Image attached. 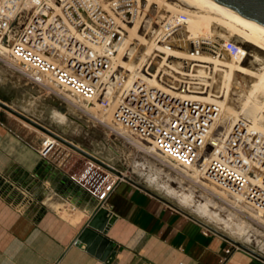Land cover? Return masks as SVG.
Here are the masks:
<instances>
[{"label":"built area","instance_id":"1","mask_svg":"<svg viewBox=\"0 0 264 264\" xmlns=\"http://www.w3.org/2000/svg\"><path fill=\"white\" fill-rule=\"evenodd\" d=\"M142 8L140 0H0V44L9 41V55L26 68L23 73L31 86L52 82L101 113L110 110L114 123L139 139H150L182 167H193L204 155L206 180L264 214V133L242 119L225 133L218 131L219 104L187 97L191 83L170 66L168 52L184 17L167 18L160 27L156 38L160 48L152 62L161 69L145 66L144 75L134 76L112 101L113 87L125 81L117 60L125 54L121 48L126 29L141 16ZM196 46L193 43L191 52L216 48L214 42ZM226 48L231 53L236 49L228 43ZM178 67L187 69L184 62ZM57 142L42 144L40 157L46 158ZM89 161L70 176L94 196L96 209L107 210L106 198L123 176L115 178L108 170L100 188L92 191L85 186L86 178L94 171L92 166H101ZM230 251L226 248L225 254Z\"/></svg>","mask_w":264,"mask_h":264},{"label":"crops","instance_id":"2","mask_svg":"<svg viewBox=\"0 0 264 264\" xmlns=\"http://www.w3.org/2000/svg\"><path fill=\"white\" fill-rule=\"evenodd\" d=\"M43 137L0 107V264H249L254 259L221 231L124 178L105 201L113 221L103 237L114 255L110 258L107 245L89 250L77 238L97 202L70 176L87 160L57 145L40 157ZM100 181L99 171H90L85 186L97 191Z\"/></svg>","mask_w":264,"mask_h":264},{"label":"bare ground","instance_id":"3","mask_svg":"<svg viewBox=\"0 0 264 264\" xmlns=\"http://www.w3.org/2000/svg\"><path fill=\"white\" fill-rule=\"evenodd\" d=\"M140 2L143 7L141 16L126 29L127 33L121 48V50L125 49V54L123 57H118L117 60V64L120 66L118 68L123 67L126 74L125 81L120 86L113 87L112 101L121 89L124 91L134 76L144 75L145 66L148 70H152L153 67L161 69V65L152 62L156 55L154 52L160 48L156 40L160 27L167 18L184 17L182 27L174 35L168 53L172 69L185 75V78L191 83L185 95L219 104L220 118L217 130L222 133H225L235 120L241 119L250 123L253 129L264 133V25L211 0H140ZM203 42H214L216 44L215 51L197 49V51L191 52L193 43L196 46L197 43ZM227 43L236 48L234 53L226 48ZM5 48H8L6 44H0V50ZM182 62L187 65L186 71H182L178 67ZM159 63L161 64L160 61ZM47 86L54 93L90 112L91 115H94L93 117L99 119L116 133L120 132L122 135L118 134L129 138L143 150L155 154L190 179L196 182L200 181V187L227 200L246 215L254 216V219L264 226V214L244 204L239 198L230 196L227 191L204 178L201 167L204 155L193 167H182L159 152L151 144L150 139L136 138L127 129L116 123L114 125L109 118H103L101 113H99L101 118L97 117L94 105L88 101L85 100L83 103V100L81 103L79 97L57 84L55 86L52 82H47ZM55 107H47L50 117L62 129L67 128L69 124L68 121L66 122L68 116L64 104L59 103L58 107ZM62 115L65 119L62 118ZM63 120L64 125L62 124ZM66 123L67 125H65ZM42 142L47 147L51 143H55L56 140L46 134ZM107 154L106 152V157L112 159L111 155ZM90 163L92 162L90 161ZM112 175L117 177L116 174L112 173ZM122 175H125L124 172ZM165 190L168 198L178 199L184 208L192 207L191 203H195L192 196L181 191L179 187L167 185ZM193 207L195 209L192 208V210L205 213L204 216L207 215L205 220L208 223H212L217 218L207 204L197 202ZM229 228L230 226L226 229L237 234V227L234 226L236 231ZM245 235L250 241L261 242L263 240L262 235H256L251 231Z\"/></svg>","mask_w":264,"mask_h":264},{"label":"rangeland","instance_id":"4","mask_svg":"<svg viewBox=\"0 0 264 264\" xmlns=\"http://www.w3.org/2000/svg\"><path fill=\"white\" fill-rule=\"evenodd\" d=\"M141 18L143 19V17ZM125 46L127 47V45ZM25 71L26 68L19 61L9 55V48L0 50L1 100L5 101L9 106L31 116L44 126L71 140L78 146L85 148L89 152L110 163L121 172H124L126 176L138 180L142 184L145 183V185L164 195L177 206L200 218L208 225L221 231L233 240L264 255V226L256 221L254 216L250 217L246 215L244 212L235 208L227 200H223L212 194L210 191L200 187V181L196 182L190 179L182 174V172L175 169L176 167L174 168L170 166V164L164 162L155 154L143 150L129 138L121 136L122 134L120 132L118 133L121 135L100 122L96 117H92L94 115H91L90 112L54 93L48 86L47 88L31 86L26 75L23 73ZM78 99L81 100V103L84 100L81 98ZM84 102L85 100L83 103ZM59 103L64 104L65 111H67L68 119H66V122L68 121L69 125L65 129L58 126L52 120L47 111V107H58ZM94 108L97 111V117L101 118L102 116L103 118H109L114 124L110 110L101 113L98 108ZM99 113H101V116ZM62 118L65 119L63 115ZM62 124L64 125V120ZM65 125H67V123ZM38 131H40L44 137L46 136V133L39 129ZM57 146L81 155L60 141L57 142ZM106 152L111 155L112 159L106 157ZM81 157L83 156L81 155ZM92 168L94 171H99L101 178L104 174H109V171L102 167L98 168L92 166ZM167 185L179 187L181 191L191 195L193 202L195 203L199 202L209 205L211 212L215 214V217L217 218L212 223H208L205 220V217L207 216H204L205 213L194 210L195 208L193 206H195V203H191L190 206L192 207L184 208L178 199L168 198L165 190ZM192 208L194 209L192 210ZM249 209L252 210L251 208ZM224 222L229 223L226 224ZM228 226L233 228L231 230H235L234 226L237 227L238 230H235L237 234L228 231L226 229ZM248 231L259 236L262 235L263 240L261 242L250 241L245 235Z\"/></svg>","mask_w":264,"mask_h":264},{"label":"water","instance_id":"5","mask_svg":"<svg viewBox=\"0 0 264 264\" xmlns=\"http://www.w3.org/2000/svg\"><path fill=\"white\" fill-rule=\"evenodd\" d=\"M221 6L233 9L240 13L241 15H244L248 18L257 20L261 24L264 25V0H211ZM3 44H6L9 46V41L4 40ZM0 107L6 109L7 111L13 113L14 115L18 116L22 120L26 121L27 123L31 124L32 126L36 127L37 129L41 130L42 132L52 136L55 140L62 142L66 146L70 147L71 149L75 150L79 154L83 155L85 158L91 160L92 162L100 165L101 167L119 175L123 176L124 179H127L131 183L141 187L142 189L146 190L147 192L151 193L155 197L159 198L163 202L169 204L170 206L174 207L175 209L185 213L186 215L198 220L200 223H202L204 226L208 227L209 229L216 231L217 229L213 228L212 226L208 225L202 220L197 219L194 215L190 214L186 210L176 206L172 202H170L167 198L150 191L147 187L136 181L135 179H132L126 175H122V172L111 165L110 163L106 162L105 160L99 158L95 154L89 152L85 148H82L72 142L71 140L61 136L60 134L54 132L50 128L44 126L31 116L23 113L22 111L13 108L9 106L5 101L0 99ZM211 147H207V151H209ZM113 218L112 216L108 213V211L105 208H97L92 216L89 218L87 221V225L82 229L80 234L78 235V240L85 242L89 248V250H93L95 246L100 244V246L107 245L106 251L110 253V258L114 255V251L110 249V243L107 241L105 237H103V234L106 233L109 225L112 223ZM220 234L224 235L227 239H229L232 243L237 245L238 247L248 251L254 256V259L250 261L249 264H264V255L259 253L258 251H255L235 240L227 236L226 234L220 232ZM263 262V263H262Z\"/></svg>","mask_w":264,"mask_h":264}]
</instances>
